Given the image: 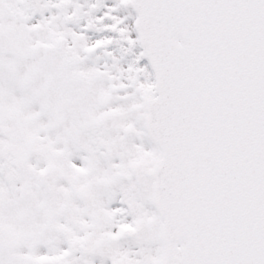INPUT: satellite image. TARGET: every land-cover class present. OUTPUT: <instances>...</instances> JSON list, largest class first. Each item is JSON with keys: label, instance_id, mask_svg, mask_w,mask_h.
Segmentation results:
<instances>
[{"label": "snow or ice", "instance_id": "snow-or-ice-1", "mask_svg": "<svg viewBox=\"0 0 264 264\" xmlns=\"http://www.w3.org/2000/svg\"><path fill=\"white\" fill-rule=\"evenodd\" d=\"M0 264H264V0H0Z\"/></svg>", "mask_w": 264, "mask_h": 264}]
</instances>
